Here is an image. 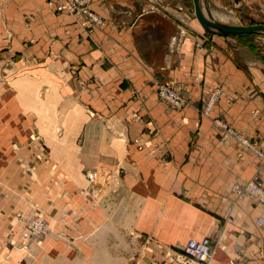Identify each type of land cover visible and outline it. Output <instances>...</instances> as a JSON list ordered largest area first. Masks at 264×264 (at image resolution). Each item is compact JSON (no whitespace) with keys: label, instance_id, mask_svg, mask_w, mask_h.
<instances>
[{"label":"crops","instance_id":"crops-1","mask_svg":"<svg viewBox=\"0 0 264 264\" xmlns=\"http://www.w3.org/2000/svg\"><path fill=\"white\" fill-rule=\"evenodd\" d=\"M206 2L264 24V0ZM58 3L0 0V103H10L11 129H37L47 148L36 164L26 143L23 171L19 152L0 150V264H178L165 247L205 238L210 264H264V207L235 189L255 176L264 187V162L221 141L214 122L264 152L263 33L208 40L193 0H93L104 23L90 29ZM160 82L187 106L161 99ZM91 169L107 178L100 198L85 191ZM17 213L47 221L27 256L12 238Z\"/></svg>","mask_w":264,"mask_h":264},{"label":"rangeland","instance_id":"rangeland-1","mask_svg":"<svg viewBox=\"0 0 264 264\" xmlns=\"http://www.w3.org/2000/svg\"><path fill=\"white\" fill-rule=\"evenodd\" d=\"M64 1H66V0H64ZM90 6L91 5H89V9H90ZM227 6L228 7H226V8L219 9L216 6L209 7L207 4H205L203 7H206L207 10L204 11V14L206 12H208V14L206 13L208 15V17H209V15L215 16L218 14H227V15L231 14L232 17L230 15L229 16L231 17L232 23H235L237 25H242L243 23L241 24V21L239 20L238 11H235L236 15H234L233 14V12H234L233 8H231V6L228 4H227ZM194 11H195V6H194ZM59 12H62V11L59 10ZM70 14L75 15V16H79V14H77V11L70 12ZM195 16H196V13H195ZM85 24H86V27L88 29L93 28V26H89V21H86ZM254 25H264V24L254 23V24H251L248 26H254ZM201 27L203 28V26H201ZM216 35L224 36L227 38H231V37H237L238 38V37H240L241 39H248L249 40L248 37L260 36V35H262V33L258 32V33H254V34H243V35L237 34V35H230V36H225V35H220V34H216ZM263 35H264V33H263ZM211 36H213V35L208 34L207 39H208V37H211ZM203 43H206V40H203ZM198 46L200 47V43L198 44ZM2 60H4V59H2ZM6 64L7 63H3L2 65H0V73H2L4 70L7 69L8 66ZM8 82H9L8 79H2L0 81L1 86H2L1 88L7 89L8 88V86H7ZM160 85L167 86L170 88H174V86L172 84H168L166 82H160V83H158L157 86L159 87ZM219 91H220L219 95L211 103L210 108H209L210 100L213 97L212 92L206 98H204L202 105H201V108H200V114L202 116H204L203 115L204 112H206V115L209 114V112L212 110V108L216 105L217 101L219 100V98L221 97V94H222V90L219 89ZM231 100H233V99H228L229 102ZM9 106H10V103H8L7 100H5L4 103H0V150L3 151L5 149L7 150L8 148H10L14 152H19L20 153V160L17 164H18V166H19V164L22 165V168H23L22 171H23L24 167H25V162H23L25 155H26L25 150L27 151V149L25 148V145L28 142L30 144L35 143L33 148L34 149L36 148L38 150V151L35 150L34 155H33V159H34L35 163L38 164V163H42L43 161L46 162L45 160H46V156H47L46 155L47 154L46 153L47 148L42 145L43 141H42L40 134H39V131L37 129L30 128V127L25 129L24 126L21 129H16V128L11 129L10 128V126H9L10 125V119H11L10 116L12 113H10L8 110ZM206 109H208V110H206ZM215 122H218V123L224 125L225 127H227V131L229 132V128H228L229 125L223 119L218 118V119H216ZM221 132H222L221 133V141L225 142L226 138L228 136H227V134L224 133V131L221 130ZM237 135H239V137H237ZM241 136L242 135L240 133L236 132L235 130H233V132L231 133V139L232 138H235V139L240 138ZM20 137H24V138H20ZM18 138L22 139V141ZM247 142H248L249 147L253 150L254 145L249 140H247ZM30 144L29 145L27 144L28 147H32ZM257 152H258L259 158L264 162V152H262V151L261 152L257 151ZM21 158H23V159H21ZM86 179H87V187H86L85 191L89 196H92V198L95 199L96 197L100 198V196L105 194L107 178L104 175H102V172L100 170H98V169L88 170L86 172ZM256 181H257V183H256ZM252 182H255L256 185L258 186V189L261 190L262 192H264V187L260 183L258 176H255L252 179ZM0 185H2V186L7 185V183L0 182ZM235 189H236V193L238 194V196H240V197H244L245 195L251 196L252 198L256 199L260 205H262L264 207V202L260 201V199L258 198L257 191L250 190L247 184L244 186H236ZM38 220L44 221V224H43L44 226L40 232L35 233V231H37V230L33 229V227H34V223L37 222ZM14 225H16V226H14L15 228H13L16 231V234L13 235L14 234V232H13L12 238L14 239L13 240L14 245H16V242L18 243V246H16V248L14 246V248H15V250L20 251L24 255L27 256V255L31 254V252H29L30 248L29 249L27 248L28 250L24 249L25 248L24 243L26 241L31 242V241H35V240H37V241L33 242L32 244L40 242V239L43 237V235L46 233V230H47V221L45 219V216L41 215V214H35L33 216L26 217L23 214L17 213L15 215V224ZM27 234H28V236H27ZM203 240H208L210 242V244H209L210 245V251H212L210 259H212L214 256V250H215L214 241L211 240L210 238H205ZM203 240H198V241H203ZM190 241H192V240H190ZM190 241H188L187 244ZM187 244L181 248L165 247L163 250L165 258L167 260H169L170 262H175L178 264H210V261H200L197 257L189 255L187 253V249H186Z\"/></svg>","mask_w":264,"mask_h":264},{"label":"built area","instance_id":"built-area-1","mask_svg":"<svg viewBox=\"0 0 264 264\" xmlns=\"http://www.w3.org/2000/svg\"><path fill=\"white\" fill-rule=\"evenodd\" d=\"M92 0H66V5L63 7H60L59 10L62 9H68L70 12L77 11V14L79 15H85L87 16L89 21V26L98 25L101 24L102 21H100L94 13L90 12L89 5H91ZM174 88H170L167 86L160 85L158 87L159 93L162 96H165L166 94H171ZM180 105H183L182 101H179ZM252 183V184H251ZM248 187L250 190L257 191L258 198L260 201L264 202V192L258 189V186L255 182H251ZM44 221L38 220L34 223L33 229L37 230L35 233H38L43 228ZM28 236V234H27ZM210 242L208 240L203 241H197L192 240L190 241L187 246V253L191 256L197 257L200 261H209L211 258L210 251Z\"/></svg>","mask_w":264,"mask_h":264},{"label":"bare ground","instance_id":"bare-ground-1","mask_svg":"<svg viewBox=\"0 0 264 264\" xmlns=\"http://www.w3.org/2000/svg\"><path fill=\"white\" fill-rule=\"evenodd\" d=\"M93 1V0H92ZM202 2H203V5H201L202 4ZM207 2H206V0H200V6H201V12H202V14H203V16L205 17V18H207V19H210V20H212V21H214L215 23H217V24H220V25H222V26H225V27H247V26H244V25H237V24H235V23H232V21H231V18H230V16L229 15H224V14H218V15H215V16H210L209 15V17H208V12H206L205 14H204V11L205 10H207V8L206 7H203L205 4H206ZM66 5V1H64V0H60V3H58V4H55V8H56V10L57 11H59V8L60 7H63V6H65ZM205 8V9H204ZM204 9V10H203ZM62 12L63 11H66V12H68L69 14H70V11L68 10V9H62L61 10ZM90 12L91 13H93L91 10H90ZM100 21H102V23L101 24H98V25H103V20H102V18L101 17H99V16H97V15H95ZM79 17H83V18H85V20L86 21H90V19L87 17V16H85V15H79ZM197 18V17H196ZM198 20V19H197ZM86 21H85V23H86ZM199 22V21H198ZM200 24V23H199ZM93 26H95V25H93ZM205 30V29H204ZM213 30H215V29H213ZM208 33V32H207ZM210 34V33H209ZM217 33H214V34H212V35H216ZM156 90H157V93L159 94V96H160V98L161 99H163L164 101H166V102H168L169 104H171L175 109H177V110H182L183 108H185L186 106H187V101H186V98L181 94V93H179L175 88L173 89V91H172V93L170 94H166L165 96H162L160 93H159V90H158V86H156ZM219 93H220V91H217V92H215L214 93V95H213V97H212V99L210 100V105H209V108H210V106H211V103L216 99V97L219 95ZM229 99H231V98H229ZM179 101H182L183 102V105H180L179 104ZM208 108V109H209ZM208 109H206V110H208ZM213 109V108H212ZM212 111V110H211ZM210 111V112H211ZM210 112H209V114H207L206 115V112H204L203 113V115L205 116V117H209L210 116ZM216 121V120H215ZM214 121V122H215ZM216 123V125H218L221 129H222V131H224V133L225 134H227V138H226V140L227 139H229V138H231V133L233 132V129L232 128H230L229 126H228V128H229V132L227 131V127H225L224 125H222V124H220V123H218V122H215ZM237 137H239V135H237ZM237 140H239L243 145H245V146H247L248 148H250L249 147V145H248V142H247V140L243 137V136H241L240 138H236ZM251 149V148H250ZM252 150V149H251ZM253 150L258 154V152L257 151H259L258 149H256V148H253ZM252 182V180L249 182V183H247V185H249L250 183ZM256 183H257V181H256ZM252 184V183H251ZM198 241V240H197ZM211 260V259H210ZM209 260V261H210Z\"/></svg>","mask_w":264,"mask_h":264},{"label":"water","instance_id":"water-1","mask_svg":"<svg viewBox=\"0 0 264 264\" xmlns=\"http://www.w3.org/2000/svg\"><path fill=\"white\" fill-rule=\"evenodd\" d=\"M195 6L196 17L201 26L205 29L206 32L210 34H220L225 36L230 35H243V34H254V33H264V25H254L247 27H225L220 24L215 23L214 21L207 19L203 16L201 12L200 0H193ZM215 29V30H213Z\"/></svg>","mask_w":264,"mask_h":264}]
</instances>
